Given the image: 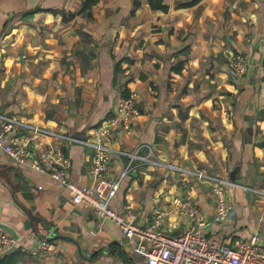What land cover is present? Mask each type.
Returning a JSON list of instances; mask_svg holds the SVG:
<instances>
[{"label": "crops", "instance_id": "obj_1", "mask_svg": "<svg viewBox=\"0 0 264 264\" xmlns=\"http://www.w3.org/2000/svg\"><path fill=\"white\" fill-rule=\"evenodd\" d=\"M176 1L163 0L164 10L150 0H0V111L85 138L135 91L140 113L113 146L151 160L121 157L135 166L114 206L145 225L173 195H186L202 207L209 235L230 241L258 231L264 245V0ZM239 52L249 65L235 79L229 59ZM50 145L71 157L73 180L93 182L92 149L47 133L33 149ZM171 166L231 180L234 216L216 219L211 179ZM189 221L178 212L164 226L177 233ZM0 222L18 239L0 264H147L118 224L1 150ZM44 237L53 242L46 251Z\"/></svg>", "mask_w": 264, "mask_h": 264}, {"label": "built area", "instance_id": "obj_2", "mask_svg": "<svg viewBox=\"0 0 264 264\" xmlns=\"http://www.w3.org/2000/svg\"><path fill=\"white\" fill-rule=\"evenodd\" d=\"M248 65L247 57L243 53L232 54L229 59L232 77L241 79L246 75ZM139 113L137 93L133 91L128 97L119 101L113 116L104 118L95 127L91 136L76 138L0 111V150L16 164L26 165L52 175L73 191L75 202L90 207L100 218L109 219L118 224L124 234L135 238L136 243L133 249L145 257L147 264H264V245L258 231L230 241L209 235L206 232L207 218L202 207L189 196L173 195L165 211H156V215L145 225L138 223L135 213L120 211L114 206L115 196L135 166L132 159L124 162L121 157L124 155L137 157L140 164L151 160L146 155L127 153L113 146L119 129L130 131L132 118ZM19 128H23L25 133H20ZM39 133L56 134L92 149L93 182L81 184L73 180L68 175L72 159L57 147L50 145L41 153H35L33 143ZM115 157H119L123 164L118 174L114 173L112 167ZM171 167L179 172H188L199 178L211 179L216 219L221 222L234 216L227 199V187L231 180L203 170ZM178 212L185 214L190 221L186 228L173 233L164 226L165 217L176 215ZM17 244V237L6 224L0 222V258ZM52 245L53 242L48 237L42 238L38 243V247L45 251L51 249Z\"/></svg>", "mask_w": 264, "mask_h": 264}, {"label": "trees", "instance_id": "obj_3", "mask_svg": "<svg viewBox=\"0 0 264 264\" xmlns=\"http://www.w3.org/2000/svg\"><path fill=\"white\" fill-rule=\"evenodd\" d=\"M96 1L97 0H91V5L92 4H94V3H96ZM200 0H192L191 2H190V4H195V3H197V2H199ZM89 4V5H90ZM150 4H151V6L152 7H154V8H161V9H164V10H167V9H169V5L168 4H166L165 2H163V0H150ZM12 252H8L7 253V260H6V262L8 263V259L10 258V256H12ZM16 263V262H15ZM14 263V264H15Z\"/></svg>", "mask_w": 264, "mask_h": 264}, {"label": "water", "instance_id": "obj_4", "mask_svg": "<svg viewBox=\"0 0 264 264\" xmlns=\"http://www.w3.org/2000/svg\"><path fill=\"white\" fill-rule=\"evenodd\" d=\"M183 1H185V0H177L176 3H180V2H183ZM233 179H234V176H233ZM7 227H8L10 230L12 229V228H10L8 225H7ZM13 233H14V236L16 237L17 235L15 234L14 230H13ZM13 249H15V247H12V248L10 249V251L13 250Z\"/></svg>", "mask_w": 264, "mask_h": 264}, {"label": "rangeland", "instance_id": "obj_5", "mask_svg": "<svg viewBox=\"0 0 264 264\" xmlns=\"http://www.w3.org/2000/svg\"><path fill=\"white\" fill-rule=\"evenodd\" d=\"M232 54H235V53H232ZM245 55V54H244ZM232 56V55H231Z\"/></svg>", "mask_w": 264, "mask_h": 264}]
</instances>
